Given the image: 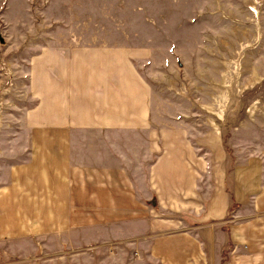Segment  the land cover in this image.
I'll return each instance as SVG.
<instances>
[{"label": "crops", "instance_id": "crops-1", "mask_svg": "<svg viewBox=\"0 0 264 264\" xmlns=\"http://www.w3.org/2000/svg\"><path fill=\"white\" fill-rule=\"evenodd\" d=\"M128 1L0 0V20L43 40L61 17L90 19L95 7L109 18ZM131 2L152 8L166 0ZM35 18L43 20L35 25ZM41 45L27 67L34 104L14 124L20 137H9L0 152L7 160L0 168L1 234L28 224L23 210L71 219L70 211L123 209L137 221L143 210L156 264H264V147L229 165L216 126L192 139L173 112L158 116L156 84L179 78L169 45ZM15 141L18 148L9 147ZM157 210L197 212L160 220ZM35 217L41 233L42 225L66 223Z\"/></svg>", "mask_w": 264, "mask_h": 264}, {"label": "rangeland", "instance_id": "rangeland-1", "mask_svg": "<svg viewBox=\"0 0 264 264\" xmlns=\"http://www.w3.org/2000/svg\"><path fill=\"white\" fill-rule=\"evenodd\" d=\"M119 7L109 18L95 7L90 19L61 17L59 27H49L43 40L41 34L20 32L0 20V152L8 148L9 137L21 134L14 124L34 104L27 97L28 60L51 40L58 45H169L179 78L156 84L162 99L158 116L173 112V122L181 123L192 139L216 126L229 165L264 147V0H166L152 8L129 0ZM163 12L166 17L150 15ZM13 143L9 147L18 148L19 142ZM5 161L0 155V168ZM3 177L0 170V181ZM22 212L21 222L27 225L0 232V264H156L148 253L143 210L139 221L123 209L70 211L71 219L53 210ZM36 212L48 217L46 224L58 219L66 223L42 225L47 232L41 233L32 224ZM196 212L157 210L156 218H189Z\"/></svg>", "mask_w": 264, "mask_h": 264}]
</instances>
